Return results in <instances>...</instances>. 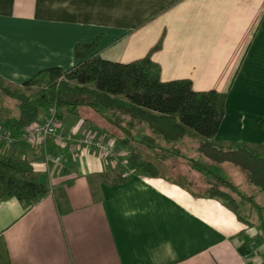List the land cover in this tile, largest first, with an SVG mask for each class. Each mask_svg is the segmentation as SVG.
<instances>
[{"label": "crops", "instance_id": "1", "mask_svg": "<svg viewBox=\"0 0 264 264\" xmlns=\"http://www.w3.org/2000/svg\"><path fill=\"white\" fill-rule=\"evenodd\" d=\"M95 40L105 60L149 56L162 82L190 80L194 91L226 94L214 142L264 145V0H0V93L8 97L4 88H19L40 70L70 69L75 46ZM58 116L64 131L113 142L118 162L134 171L116 172L119 163L91 149L46 165L29 147L26 156L52 194L34 204L0 203V264H264L258 229L174 182L207 180L177 150L139 146L140 159L160 174L145 176L116 125L88 107ZM143 125L140 136L149 133ZM209 164L220 172L229 163ZM103 173L127 178L96 184L94 196L90 178Z\"/></svg>", "mask_w": 264, "mask_h": 264}, {"label": "trees", "instance_id": "2", "mask_svg": "<svg viewBox=\"0 0 264 264\" xmlns=\"http://www.w3.org/2000/svg\"><path fill=\"white\" fill-rule=\"evenodd\" d=\"M4 91L17 99V115L0 120V125L16 138L10 152L0 150V203L16 198L34 204L52 194V188L39 179L26 156L29 146L22 139L23 130L50 106L73 114L80 107H88L116 125L122 142L133 145L131 159L143 175L160 176L153 163L140 159L139 146L156 148L163 154L177 150L192 167L205 172L207 180L203 190H194L186 176H179L174 182L195 195L218 200L238 221L255 227L264 238V205L253 196L243 195L234 181L209 164L213 167L229 163L240 168L246 181L264 193V145L213 141L224 115L226 94L194 91L190 80L162 82L160 68L149 56L129 63L105 60L97 51L96 40L75 46L74 65L70 69H43L21 87ZM141 125L149 130L148 134L140 136ZM189 136L193 145L188 142ZM49 150L53 154L58 151L51 145ZM96 178H90L94 196L98 193L96 184L117 185L127 176L109 177L103 173ZM242 240L249 248L250 239L243 235Z\"/></svg>", "mask_w": 264, "mask_h": 264}, {"label": "built area", "instance_id": "3", "mask_svg": "<svg viewBox=\"0 0 264 264\" xmlns=\"http://www.w3.org/2000/svg\"><path fill=\"white\" fill-rule=\"evenodd\" d=\"M22 139L30 148L40 150L41 160L46 165L68 162L78 153L90 149L114 164L119 161L113 142L96 138L92 134H77L62 130L58 110L54 105L47 109L44 119L33 121L23 130ZM14 142L16 138L0 125V148L7 150ZM50 145L57 148L56 154L50 152Z\"/></svg>", "mask_w": 264, "mask_h": 264}, {"label": "rangeland", "instance_id": "4", "mask_svg": "<svg viewBox=\"0 0 264 264\" xmlns=\"http://www.w3.org/2000/svg\"><path fill=\"white\" fill-rule=\"evenodd\" d=\"M17 115V99L8 96L4 97L0 93V118L2 117H11ZM198 138V137H196ZM190 145L194 144V140H189L188 141ZM117 150V148H116ZM118 151V150H117ZM129 161V159H128ZM120 162V161H119ZM118 162V163H119ZM120 166L117 167V171L121 174L129 175L133 173V165L131 163H119ZM220 172L218 173H223V176L227 177L228 179H231L232 181L235 182L239 186V190L241 193L245 196H253L255 197L256 201L260 205H264V193L260 192L258 188L252 184H249L246 181V176L245 173L238 167L231 165V164H224L222 169H219ZM175 177V176H173ZM192 187L194 190H203L205 186L201 185L200 182ZM263 217H264V210H263ZM256 220V217H254V221ZM263 242V241H262Z\"/></svg>", "mask_w": 264, "mask_h": 264}]
</instances>
